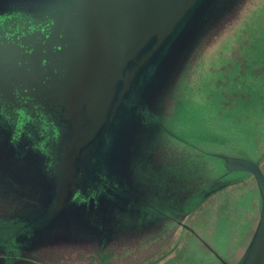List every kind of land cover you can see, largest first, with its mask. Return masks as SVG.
Segmentation results:
<instances>
[{"label": "water", "instance_id": "95a60500", "mask_svg": "<svg viewBox=\"0 0 264 264\" xmlns=\"http://www.w3.org/2000/svg\"><path fill=\"white\" fill-rule=\"evenodd\" d=\"M217 1L51 0L42 5L15 4L0 8V15L11 10L21 13L0 17V99L12 103L16 96H21L28 102L44 127V137L54 154L58 174L57 179L49 176L46 154L34 148L26 134L14 141L11 131L13 143L26 141L28 147L42 156L44 173L52 185L48 205L34 215L20 217L46 216L41 224L34 226V231L47 228L69 210L70 215L80 212L81 221L90 226V215L99 205L102 223L92 225L98 240L110 241V230H119V217L128 215L133 225L125 224L121 231L134 236L135 230L127 227L134 228L135 218L138 225L145 222L141 239L134 236V244L142 242L147 248L161 239L168 242L169 233L177 226L183 234L191 224L189 220L196 216L193 222L196 230H192L186 245L206 255L213 253L214 258L202 264H228L227 253L233 242L230 233L234 228L228 218L231 212L227 215L229 209L222 207L226 202L216 208L209 207L207 214L217 227H223L216 230H221L223 239L228 234L230 246L226 253L210 244H200L218 239L212 238L214 231L205 238L208 232L199 223L203 215L195 212L201 201L217 191V186L253 175L259 192V218L236 264H264V170L260 163L242 156L219 154L227 173H246V176L212 180L207 174L210 169L207 152L194 148L191 149L193 157L184 167L173 166L167 170V164L180 163V159L174 162L167 159L164 168L145 169L156 146L158 128L153 121L158 110L156 102L161 97L158 91H166L164 84L156 81L159 82L164 71L173 68L180 55L179 48L192 35L194 24L208 18ZM28 11L34 14L29 15ZM54 88L68 96L59 120L40 116L34 108L39 106L41 92ZM113 139H116L115 146L110 150ZM96 141L101 148L97 157H93ZM104 155L107 156V177L116 187L112 190L114 197L108 199L101 195L97 206L94 197L75 201V194L84 190L91 168L101 167ZM119 161L128 168L122 179L114 171ZM203 183L213 184L206 188ZM150 186L155 188L153 193H150L153 190L149 192ZM133 200L138 207L132 205ZM245 210L238 211L244 215ZM139 212L144 214L141 219Z\"/></svg>", "mask_w": 264, "mask_h": 264}, {"label": "trees", "instance_id": "16d2710c", "mask_svg": "<svg viewBox=\"0 0 264 264\" xmlns=\"http://www.w3.org/2000/svg\"><path fill=\"white\" fill-rule=\"evenodd\" d=\"M50 1L0 0V8L15 4L32 5L33 3L42 5ZM240 1L218 0L209 17H204L194 24L192 35H189L184 44L179 48L180 55L173 68L164 71L159 82L156 81V83L164 84L166 91L162 89L158 91H161V97L160 101L156 102L158 110H155L157 115L154 119V123L158 128L155 137L156 146L154 151L149 155V161L146 162L145 169L164 168L163 165L167 159L171 162L180 159V163L167 164V170H170L173 166L184 167L187 160L193 157L191 149L193 150L199 146L198 143H192L188 138H178L179 136L177 137L174 133L171 122L169 121V125L166 123L167 119L171 118L175 111L181 108L187 91L188 81H195L194 85L199 91V96L207 99V102L204 104L209 103L213 99L212 95L222 87L221 95L217 96V101L214 103L215 106L210 111L213 119L209 120V110L207 108H204L202 111L203 113H207V115L202 114L200 111L197 112L206 122L216 123L219 120L226 122L238 121L234 120V115L238 104L243 99L255 98L264 105V82L256 90L241 85L240 88L229 91L226 89V84H223L224 79L230 76L232 67L240 65L246 60L249 62L253 54L256 55L258 51H264V0H245L236 23L227 28L217 40H214L210 44L201 67L204 68V71H201V68H197L200 59V49L206 41L211 40L217 29L233 13ZM176 52H178V47ZM249 64L256 67V71L252 73L253 75H260L262 77L258 78H264V58L261 60L255 58V62H249ZM194 67L197 70V75L194 72ZM248 71L249 68H246L243 75H247ZM234 73H238L237 70L231 72V74ZM232 93L241 95L236 96L232 95ZM236 99L238 100L236 101ZM195 107L199 109L204 106ZM183 111L186 112L187 109ZM253 115L255 114L247 113L244 120L247 121V124L252 129L253 126H259V130L261 131L262 124ZM42 164V156L28 147L26 141H21L19 144L13 143L11 141L10 127L0 122V196L1 198H12L14 201L20 202L17 209L9 215L10 217L31 216L48 205L52 196V185L44 173ZM125 164L119 161L118 165L114 166V171L120 174L121 179L126 176L125 173L128 170L127 166H124ZM261 167L264 170V164H261ZM192 173L194 174V172ZM216 183L221 184L223 182L216 181ZM253 187L256 188L257 184L252 175L251 178L227 183L217 188V191L211 195L230 193L234 199H241L242 194L253 189ZM208 202V200L201 201L202 205ZM255 204H257V201ZM83 209L85 210V208ZM197 211L195 215H202V213L197 214ZM238 212L236 211L237 215L241 217L238 226H244L243 229L245 233L247 232L248 243L259 218V206L255 205L244 215ZM69 213H71L70 210L61 213L55 223L49 224L47 228L35 230L27 238L23 246L22 255L24 259L18 260L14 264H75L76 261L73 262L72 260L78 259L81 251L83 252L84 249L94 247L98 242L101 243L95 236V234L98 235L96 229L92 225L88 226L81 221V218H79L80 212L72 215ZM66 220L69 221L68 224ZM194 220L195 217L189 220L191 224L183 232L184 242L188 241L192 236V230H196V226H193ZM127 228L132 231L135 230L131 226ZM204 231L208 232L209 235L212 232L205 229ZM119 232V230L114 231V228L112 231L110 230L109 235L111 240L105 242L106 248H114L117 252L116 256L110 255V264H145L146 257L153 252L165 254L170 251L163 259L172 258L182 250L184 245L181 242H178L176 245V240L180 237L179 226L173 230V233H169L167 237L168 242L165 239H161L152 243L147 248L141 243L134 244V236L132 234H126V232L121 231L123 236L119 237ZM141 236L142 234L139 233L140 238ZM81 245L88 246L81 248ZM173 245L176 246L173 247ZM120 246L123 247L119 248ZM241 247L243 246L240 243H236L233 240L227 253L228 264H236L240 258H236V255ZM105 252L111 253L110 250ZM49 256L51 258H48ZM65 259L67 261H63Z\"/></svg>", "mask_w": 264, "mask_h": 264}, {"label": "rangeland", "instance_id": "374dc122", "mask_svg": "<svg viewBox=\"0 0 264 264\" xmlns=\"http://www.w3.org/2000/svg\"><path fill=\"white\" fill-rule=\"evenodd\" d=\"M241 1L235 7L233 13L229 17H227L226 21L217 29L211 40L206 41L202 46V48L200 49L199 51L200 59L197 65L198 69L202 67V63L208 52V48L210 44L214 40H217L227 28L231 27L238 20L245 0H243L242 2ZM19 12L20 10H11L7 13L1 14L0 17H6L14 14H21ZM28 14L32 15L34 13L33 11L31 12L28 11ZM254 55L255 54H253L252 57L249 59L250 63L255 62V58H257L258 60L264 58V51H258L255 57ZM249 62L248 60H246L245 62H242L240 65L231 68L230 76L226 77L223 82V84L224 83L226 84V89H228L229 91L236 90L240 88L241 85H245L246 88L255 89V90L261 87V85L264 82V78L261 79L258 77H262V76L260 75L255 76L252 74L253 72L256 71V67L251 66ZM246 68H249V71L247 72V75H243V72L245 71ZM233 70H237L238 73L231 74ZM201 71H204V68H201ZM194 72L197 75V70L195 67H194ZM194 82H195L194 80H190L187 82L188 87L181 108L177 109L175 113L171 116V118L167 119L168 121H166V123L169 125V121L171 122L174 128V133L177 135V137L179 136L178 138L180 137H181L180 139L188 138L192 143H198L199 149L207 152L206 156L209 158V164H210V166H208L210 168L207 173L208 176L212 180L214 178L215 179L219 178L225 181L226 179L227 180L232 178L237 179L246 176V173H242V174L227 173L225 171L226 168L223 167L224 165L221 163L223 159L219 157V154L242 156V157L250 158L256 161L257 163L264 164V105L263 103L261 101H257L255 98L243 99L238 104L237 111H235V115H234V120H238V121L226 122L219 120L216 123L206 122L205 119L202 118L200 114L197 112L200 111L202 114L207 115V113L202 112L204 108H207L209 110L208 113L209 120L211 121L213 117L210 111L211 108L215 106L214 103L217 101L216 100L217 96L221 95L222 87L219 88L218 92L212 95L213 99L210 100L211 102L209 101V103L204 104L205 102H207V99H205L202 96H199V91L196 89ZM232 95L240 96L241 94L232 93ZM238 99H236V101ZM195 106H204V107L197 109ZM184 109H187V111L186 112L183 111ZM247 113L255 114L253 115L255 119H257L259 123L262 124L261 131L259 130V126H253L252 129L247 124V121L244 120V117ZM0 122L5 126L10 127L12 131V139L14 141L19 140L22 135L26 134L28 139L31 140L33 147L46 154V162H45L46 171L51 178L57 179L58 174L55 165L54 154L50 150V146L47 143V139L44 137L45 136L44 127L38 122L36 116L32 113L31 108H29V106L25 104L15 105L9 102L6 103L1 102ZM115 142L116 139H113V141L111 142V146H109L110 150H112L113 147L115 146L114 145ZM108 149L109 148H107L106 151H108ZM106 157L107 156L104 155L103 163L101 164V167L99 166L101 169H99V167L91 168V173L89 172V174L85 178L84 190L79 191L78 193L75 194L74 196L75 201L77 200L81 201L87 198H91L93 196H99L104 193L106 195H111L108 193V192H112V190L110 189L112 187L113 189H116L115 185L111 184V180L109 177H107L106 174L107 173ZM210 161H212V164L210 163ZM200 173L198 174L201 176ZM212 184L213 183H210L207 186L204 184V187L211 188ZM217 188L219 187H216V189ZM151 190L153 191L150 192ZM154 190H155L154 187L152 186L149 187L150 193H153ZM258 198H259L258 188L253 187V189H250L242 194V199L240 201H237L230 193H227V194L211 195L210 197H208V199H206L209 201L207 204L203 203L202 205V203L200 202L199 205L200 209L197 211V214L202 213L203 216L199 218L200 219L199 223L201 226L202 225L205 226L204 229L206 231L216 232V234H213L212 238L218 239V241L215 242L205 241L200 244L201 245L210 244L214 246V249L220 248L223 253H226L227 248L230 246V243H228L227 241L228 234H225V237L223 239L221 230L220 232L216 231L222 229L223 227L220 226L217 227L215 225V222H213L212 219L209 218L210 215L207 216V214L209 213L208 211L209 207L216 208L219 203L220 206L226 202V204H224L222 207L229 209V211H227V215H230L231 212L232 216L228 217L229 220L231 221L230 223L232 224L231 228H234V231L230 233L231 240L233 239L236 243L238 242L241 244V246H243L241 247V249L238 250L236 255V258L241 257L245 251L246 246L244 247V245L247 244L248 236H247V232L245 233L243 229L244 226H238V222L241 217L236 215L237 214L236 211L238 210L241 211V209H246L244 211L245 214L249 210V208H253V206H255V203ZM18 205H20L19 201H14L12 198H6V197L1 198L0 196V236H2L0 237V239L8 238L10 241L12 240L13 242H15L14 240L16 239V236L21 234V231L24 228L31 229L34 228V226L37 227L47 218L46 216H38L29 219H21L20 217H10L9 215H11L17 209ZM132 205L134 207L139 206L138 204H136V202H134V200L132 202ZM101 212L102 211L100 210V207L98 205L97 211H94L93 215H90V221L92 225L95 223H102ZM149 213L150 212H148V214ZM143 216L144 214L139 212V219H141ZM119 219L120 220L117 227L120 232L118 233V236L122 237L123 233L121 232V230L123 226L125 224L126 225H133V224L130 223L131 217L128 215H121ZM195 219H197L196 216ZM137 221L138 219L135 218L134 236H139V233H141L140 232L141 229L145 230V222L143 224L138 225ZM153 224L154 223H152V226ZM208 235L209 233L205 234V238H208ZM176 242L183 243L184 249L181 250L176 256H173L172 258L169 257L170 260H168L169 258H166L156 264H162L163 262H164L163 264H202L203 262L204 263L210 262L212 258H214L212 252L206 255L203 252H201V250L192 248L190 244L186 245L187 242H184L183 234H180V237L178 240H176ZM100 245L101 243L98 242V244L95 245L94 247L89 249H84L83 253H81L79 257L80 263L81 264L95 263V261L98 260L99 258V255L97 254L98 251L110 250L111 253L109 252V254L111 256H116L117 254L116 249L101 248V250H99L98 247H100ZM123 246H120L119 248ZM8 250H14L13 243L10 244L8 243ZM162 255H163L162 253L153 252L150 255L148 254L144 262L145 264H150L151 262H154L155 260H157L158 257H161ZM207 256H209V258ZM48 258H51V256H49ZM76 260H72V261L75 262ZM63 261H67V260L65 259Z\"/></svg>", "mask_w": 264, "mask_h": 264}, {"label": "flooded vegetation", "instance_id": "af4514ba", "mask_svg": "<svg viewBox=\"0 0 264 264\" xmlns=\"http://www.w3.org/2000/svg\"><path fill=\"white\" fill-rule=\"evenodd\" d=\"M1 102H3V101L0 99V105H1ZM12 104H15V105H18V104H21V105L25 104L26 105L27 104L29 106L28 102L24 101L21 96H16V101L12 102ZM94 147H95V149L92 150L95 152V154H93V157H97L99 149L101 148L99 146L98 141H96ZM94 147H92L91 149H93ZM96 168H98V167H96ZM84 173H86V172H84ZM110 190L115 191V189H113V187ZM108 193L111 195H106L105 193L101 194V195L107 196L108 199L113 198L115 195V193L113 191L108 192ZM101 195L93 196L95 198V200H97L95 203L96 206L98 205V203L100 201L99 197ZM33 232H34V228H31V229L24 228L21 231V234L16 236V239L14 240L15 242H13L12 240L10 241L8 238L0 239V260H2V262H0V264H14L16 261L24 259L23 255H22L23 246L25 245L27 238L30 237ZM0 237H2V236H0ZM8 243L9 244L13 243L14 250H8ZM83 246H88V245H81V248ZM101 248L102 249L106 248L105 242H101V245H100V247H98V249L101 250ZM81 253H83V252L81 251ZM97 254L99 255V258H98V260L95 261V263H85V264H110L111 256L109 257V255H110L109 253H107V252L104 253V251H98ZM75 264H81L80 258H78L76 260Z\"/></svg>", "mask_w": 264, "mask_h": 264}, {"label": "bare ground", "instance_id": "6f19581e", "mask_svg": "<svg viewBox=\"0 0 264 264\" xmlns=\"http://www.w3.org/2000/svg\"><path fill=\"white\" fill-rule=\"evenodd\" d=\"M66 94L62 90L56 88L42 91L40 94L41 101L36 106H34L37 113L40 116L51 117L54 120H59L61 117L59 113L63 112L65 109L64 102L66 99ZM63 108V109H62ZM63 118L65 116L63 115Z\"/></svg>", "mask_w": 264, "mask_h": 264}]
</instances>
